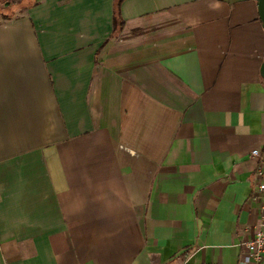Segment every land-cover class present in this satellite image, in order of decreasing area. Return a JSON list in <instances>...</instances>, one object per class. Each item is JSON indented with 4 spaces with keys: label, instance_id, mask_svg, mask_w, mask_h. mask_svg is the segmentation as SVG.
Instances as JSON below:
<instances>
[{
    "label": "crops",
    "instance_id": "crops-1",
    "mask_svg": "<svg viewBox=\"0 0 264 264\" xmlns=\"http://www.w3.org/2000/svg\"><path fill=\"white\" fill-rule=\"evenodd\" d=\"M263 62L256 0H0V264H244Z\"/></svg>",
    "mask_w": 264,
    "mask_h": 264
},
{
    "label": "built area",
    "instance_id": "built-area-1",
    "mask_svg": "<svg viewBox=\"0 0 264 264\" xmlns=\"http://www.w3.org/2000/svg\"><path fill=\"white\" fill-rule=\"evenodd\" d=\"M252 154L260 156L261 152L259 149H254ZM256 177L259 181L253 199L260 203V220L256 224L254 235L242 243L245 247L244 264H264V157L258 166Z\"/></svg>",
    "mask_w": 264,
    "mask_h": 264
},
{
    "label": "water",
    "instance_id": "water-1",
    "mask_svg": "<svg viewBox=\"0 0 264 264\" xmlns=\"http://www.w3.org/2000/svg\"><path fill=\"white\" fill-rule=\"evenodd\" d=\"M258 3L259 16L264 26V0H256ZM262 75L264 77V62L261 68Z\"/></svg>",
    "mask_w": 264,
    "mask_h": 264
},
{
    "label": "trees",
    "instance_id": "trees-1",
    "mask_svg": "<svg viewBox=\"0 0 264 264\" xmlns=\"http://www.w3.org/2000/svg\"><path fill=\"white\" fill-rule=\"evenodd\" d=\"M121 1V0H120ZM117 21V24L115 25V26H118V20H116Z\"/></svg>",
    "mask_w": 264,
    "mask_h": 264
}]
</instances>
